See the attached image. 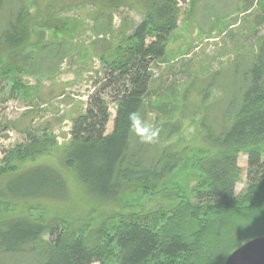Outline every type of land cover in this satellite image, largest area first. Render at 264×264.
Returning <instances> with one entry per match:
<instances>
[{
    "label": "trees",
    "instance_id": "1",
    "mask_svg": "<svg viewBox=\"0 0 264 264\" xmlns=\"http://www.w3.org/2000/svg\"><path fill=\"white\" fill-rule=\"evenodd\" d=\"M119 1L108 0L113 6ZM8 2L0 0V102L41 100L40 87L26 78H52L58 73L63 50L74 38L69 21L62 26L39 24L26 0H17L12 7ZM179 4L180 0H145L139 23L120 31L115 40L103 38L99 45L94 43L101 77L94 82L84 112L72 119L66 144H59L47 123L36 126L30 120L23 129L22 142L11 147L0 145V206L15 205L20 197L60 198L66 180L57 167L26 165L56 153L79 183L90 188L104 205L120 206L126 212L107 217L99 227L88 221L75 224L60 216L1 214L0 264H10L4 260L16 255L32 259L21 264H199L196 256L200 253V264H224L235 249L264 236V35L243 73L240 101L221 129H213L203 114L201 143L207 150H201L199 159L191 156L193 165L180 179L185 190L172 189L181 187L175 184L179 180L176 176L192 150L184 136L187 113L182 102L167 99V92L153 95L151 84L154 65L165 59L178 27ZM256 23L264 29V7ZM46 29L53 31L51 36L47 37ZM170 96L181 100L189 97L187 91L180 95L176 88ZM111 103L115 116L113 130L108 132ZM135 111L161 129L158 142L141 143L130 132L127 116ZM152 148L154 155L149 159ZM243 153L248 157V172L240 199L236 185L241 180L238 160ZM130 193L155 194L169 200L177 197L180 212L173 214V210L163 208L136 211L134 205H123L124 196ZM184 215L194 229L189 235ZM215 215L214 229L226 237L219 241V247L216 241L211 245L206 233L212 224L209 216ZM168 230L173 233L167 236ZM210 247L218 252L217 257H209Z\"/></svg>",
    "mask_w": 264,
    "mask_h": 264
},
{
    "label": "rangeland",
    "instance_id": "2",
    "mask_svg": "<svg viewBox=\"0 0 264 264\" xmlns=\"http://www.w3.org/2000/svg\"><path fill=\"white\" fill-rule=\"evenodd\" d=\"M16 2L17 0H9L8 3L12 7ZM26 3L39 24L62 26L69 21L68 27L74 38L65 46L64 59L55 76L26 78L40 87L38 92L43 99L38 96L41 100L34 98L0 102V145L11 147L22 142L23 129L30 120L36 126L47 123L57 136L59 144L64 145L69 141L72 119L84 112L88 96L94 91V82L101 77V65L95 56L94 43L99 45L97 42L103 38L115 40L120 31H128L139 23L146 9L145 0H120L114 6L108 0H26ZM179 5L178 27L173 32L165 59L154 65L151 91L153 95L161 91L167 92V99L182 102V109L187 113L184 136L192 150L186 154V160L176 176V180H179L175 184L181 186L183 173L193 165L191 156L199 159L208 147L201 143L203 137L200 121L203 114L206 113L205 122L213 126V129H221L227 122L228 113L232 112L241 99L245 86L243 73L250 66L251 53L256 51L264 35V29L256 23L257 14L264 7V0H180ZM52 33V30H47V37ZM34 40H38L37 35H34ZM46 59L49 60V57L46 56ZM50 66L51 64L46 65L45 69ZM174 88L180 95L187 91L189 97L185 100L173 99L170 95L174 94ZM31 109H35V112L30 113ZM111 112L108 132L113 130L115 116V105L112 103ZM153 155L154 148L149 153V159ZM39 164L55 166L64 175L66 187L62 196L50 199L20 197L15 205H1L0 215L30 214L37 218L60 216L75 224L88 221L92 226L99 227L107 221V217L126 212L120 206L104 205L90 188L79 183L73 170L63 165L56 153L41 156L26 165ZM238 164L241 167V180L236 185V194L241 199L247 181L246 154L240 155ZM177 188L185 190L182 186L172 187L175 190ZM122 202L125 206L134 205V210L143 212L163 208L167 212L173 210L175 214L181 207V200L177 197L169 200L155 194L130 193L124 196ZM242 205L245 207L247 204ZM167 212L166 217L169 216ZM209 217L212 218L208 222L212 224L207 227L206 233L211 239V245H214L212 241H216L219 247V241L226 237L216 233L214 229L217 216ZM236 218L242 220L239 215ZM189 219L187 216L183 218L187 235L194 232ZM179 225L184 228L183 223ZM172 233L173 231L168 230L167 236ZM161 237L166 236L162 234ZM213 249L210 247L209 257H217L218 252ZM200 254L196 256L199 264ZM4 261L21 264L22 261L28 263L32 259L16 255Z\"/></svg>",
    "mask_w": 264,
    "mask_h": 264
},
{
    "label": "water",
    "instance_id": "3",
    "mask_svg": "<svg viewBox=\"0 0 264 264\" xmlns=\"http://www.w3.org/2000/svg\"><path fill=\"white\" fill-rule=\"evenodd\" d=\"M225 264H264V237L250 240L227 258Z\"/></svg>",
    "mask_w": 264,
    "mask_h": 264
},
{
    "label": "clouds",
    "instance_id": "4",
    "mask_svg": "<svg viewBox=\"0 0 264 264\" xmlns=\"http://www.w3.org/2000/svg\"><path fill=\"white\" fill-rule=\"evenodd\" d=\"M130 132L136 134L141 143L153 144L158 142L161 129L154 127L149 119L142 117L139 111L128 113Z\"/></svg>",
    "mask_w": 264,
    "mask_h": 264
}]
</instances>
